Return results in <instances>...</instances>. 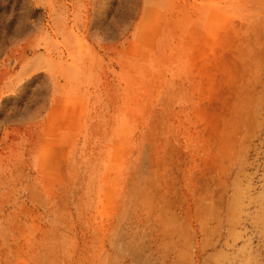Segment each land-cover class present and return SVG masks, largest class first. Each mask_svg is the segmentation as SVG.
Wrapping results in <instances>:
<instances>
[{
  "label": "rangeland",
  "instance_id": "rangeland-1",
  "mask_svg": "<svg viewBox=\"0 0 264 264\" xmlns=\"http://www.w3.org/2000/svg\"><path fill=\"white\" fill-rule=\"evenodd\" d=\"M0 264H264V0H0Z\"/></svg>",
  "mask_w": 264,
  "mask_h": 264
}]
</instances>
